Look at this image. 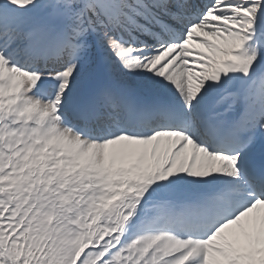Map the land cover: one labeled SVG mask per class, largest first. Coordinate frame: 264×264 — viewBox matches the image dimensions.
<instances>
[{
  "label": "snow or ice",
  "instance_id": "6c2138e0",
  "mask_svg": "<svg viewBox=\"0 0 264 264\" xmlns=\"http://www.w3.org/2000/svg\"><path fill=\"white\" fill-rule=\"evenodd\" d=\"M0 264H264V0H0Z\"/></svg>",
  "mask_w": 264,
  "mask_h": 264
}]
</instances>
